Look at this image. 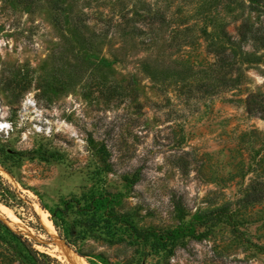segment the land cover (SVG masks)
<instances>
[{"label": "rangeland", "instance_id": "rangeland-1", "mask_svg": "<svg viewBox=\"0 0 264 264\" xmlns=\"http://www.w3.org/2000/svg\"><path fill=\"white\" fill-rule=\"evenodd\" d=\"M204 1L0 0V174L38 223L1 201L0 221L60 264H264V48L238 32L263 0L214 17L245 56L230 81ZM98 193L117 229L74 223L79 254L48 207Z\"/></svg>", "mask_w": 264, "mask_h": 264}, {"label": "trees", "instance_id": "trees-1", "mask_svg": "<svg viewBox=\"0 0 264 264\" xmlns=\"http://www.w3.org/2000/svg\"><path fill=\"white\" fill-rule=\"evenodd\" d=\"M223 0H206L202 5H197L196 9L202 13L204 18H207L211 25L209 33L210 40L205 44L210 48L214 55V63L209 70L211 79L213 81H230V77L226 78V75L232 70L240 68L241 62L244 61V57L240 56L241 41L233 40L230 35L222 27L221 22H217L214 18L219 13V10L224 7L222 5ZM239 3L242 5V0ZM249 1H261V0H249ZM225 2V1H224ZM215 3L216 7L212 10L211 4ZM264 6V0L262 1ZM148 12V11H147ZM124 16V13L121 15ZM161 19L162 15L159 16ZM206 25V24H205ZM260 26L251 27L247 26L244 22H240L238 27L239 35L246 38V33L250 32L251 45L253 47L264 48V29L259 34L257 31ZM178 26L170 28V31H176ZM203 32L205 26L201 27ZM186 30V28H184ZM178 32V31H177ZM215 35V36H214ZM235 57L234 61L232 58ZM216 62V63H215ZM0 201L9 206H16L19 210L29 216L30 220L38 223L37 214L30 204V197L21 191L17 190L0 174ZM42 207L43 204L40 203ZM110 199L104 193L91 194L85 202H80L74 197L63 199L60 203H56L52 207H48L49 218L52 221L53 226L56 229L57 235L64 239L67 245L74 248L79 254L88 255V253L82 252L79 247H75L77 244V233L74 232V223L83 222L85 225L84 231H93L105 226L109 231L110 229H117L115 227L114 220L116 216L110 214L109 211ZM73 212V218L68 220L66 218L67 213ZM31 223V221H29ZM34 240L28 238L19 232L13 231L7 224L0 221V254L9 261H14V264H60V262L50 254L39 251L33 246Z\"/></svg>", "mask_w": 264, "mask_h": 264}, {"label": "bare ground", "instance_id": "bare-ground-1", "mask_svg": "<svg viewBox=\"0 0 264 264\" xmlns=\"http://www.w3.org/2000/svg\"><path fill=\"white\" fill-rule=\"evenodd\" d=\"M44 222L46 223L47 228H48L52 233H54V229H53V227H52V224H51L50 220L44 217ZM67 249H68V248H67ZM67 251H68V250H67ZM78 258H79V257H78ZM73 259H74V258H73ZM76 259H77V258H76ZM79 261H80V260H79ZM76 264H84V263H82V262H77Z\"/></svg>", "mask_w": 264, "mask_h": 264}]
</instances>
